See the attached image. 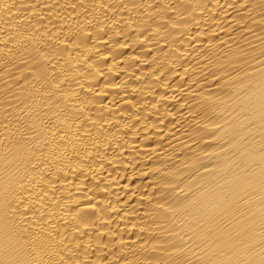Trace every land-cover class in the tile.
I'll return each mask as SVG.
<instances>
[{
  "label": "bare ground",
  "instance_id": "obj_1",
  "mask_svg": "<svg viewBox=\"0 0 264 264\" xmlns=\"http://www.w3.org/2000/svg\"><path fill=\"white\" fill-rule=\"evenodd\" d=\"M0 264H264V0H0Z\"/></svg>",
  "mask_w": 264,
  "mask_h": 264
}]
</instances>
